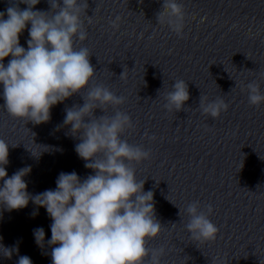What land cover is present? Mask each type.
<instances>
[{
	"label": "water",
	"instance_id": "obj_1",
	"mask_svg": "<svg viewBox=\"0 0 264 264\" xmlns=\"http://www.w3.org/2000/svg\"><path fill=\"white\" fill-rule=\"evenodd\" d=\"M14 2L0 0V11ZM177 3L184 13L180 35L157 20L167 11L163 0H87L81 11L87 36L78 46L90 53V86L124 97L105 114H128L131 127L122 139L149 152L131 166L144 180L143 190L153 192L161 228L146 246L164 249L160 264H264V103L253 106L247 98L249 83L264 93V0ZM48 9V0L34 6ZM27 39L26 26L20 45L27 47ZM176 80L188 85L189 100L170 111L163 97ZM85 94L57 103L38 125L14 119L0 106V139L10 144L6 172L30 166L24 178L29 193L54 189L61 172L75 171L81 179L91 174L74 151L79 139L63 124L65 108L81 105ZM201 98L221 99L227 109L212 118L201 112ZM193 201L206 213L211 208L208 218L218 229L211 241L192 239L184 227V209ZM50 223L45 209L31 201L23 209H0V243L18 247L10 259L0 250V264H16L25 255L32 264H51V248L37 247L33 238V229L42 227L46 242Z\"/></svg>",
	"mask_w": 264,
	"mask_h": 264
},
{
	"label": "clouds",
	"instance_id": "obj_2",
	"mask_svg": "<svg viewBox=\"0 0 264 264\" xmlns=\"http://www.w3.org/2000/svg\"><path fill=\"white\" fill-rule=\"evenodd\" d=\"M39 2L15 0L0 11V106L12 118L38 125L50 119V109L57 103L85 92L81 105L65 108L63 124L70 126L68 134L79 139L74 151L91 174L81 179L75 171L61 172L54 189L33 195L24 179L31 167L8 176L10 144L0 139V209H23L29 201L37 209H45L51 220L50 238L45 242L42 227L33 229V238L37 247L46 243L51 248V264H145V258L148 264H160L164 249L146 246L161 228L153 192L143 190L144 180L136 178L131 166L147 159L149 152L122 139L125 129L131 127L128 114L119 110L105 114L107 107L121 105L124 97L102 85L90 86L94 76L90 53L87 47L78 46L87 36L81 20L87 0H48L47 11L34 10ZM19 4L26 7L21 9ZM163 6L167 11L157 14L158 22L180 35L182 6L177 0H163ZM26 26L27 47H23L19 36ZM5 57H9L7 63ZM247 90L250 105L264 103L258 84L249 83ZM163 99L165 109L180 111L189 100L188 85L184 80L174 81ZM199 108L216 118L227 104L201 98ZM96 109L104 114L95 117ZM210 212V207L207 213L201 210L196 201L184 209V227L192 239L215 238L218 229L208 218ZM0 250L7 259L18 253L16 245L9 248L0 243ZM16 264L32 261L26 255L18 256Z\"/></svg>",
	"mask_w": 264,
	"mask_h": 264
}]
</instances>
